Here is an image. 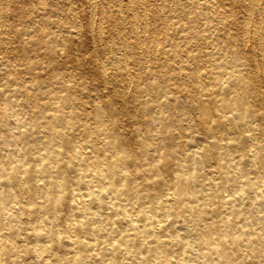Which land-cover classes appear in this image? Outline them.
I'll list each match as a JSON object with an SVG mask.
<instances>
[{
    "label": "bare ground",
    "instance_id": "6f19581e",
    "mask_svg": "<svg viewBox=\"0 0 264 264\" xmlns=\"http://www.w3.org/2000/svg\"><path fill=\"white\" fill-rule=\"evenodd\" d=\"M0 264H264V0H0Z\"/></svg>",
    "mask_w": 264,
    "mask_h": 264
}]
</instances>
